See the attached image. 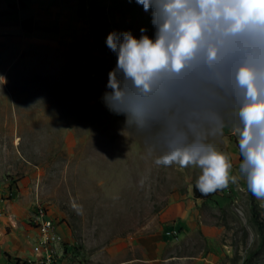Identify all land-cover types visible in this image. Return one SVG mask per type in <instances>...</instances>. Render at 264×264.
I'll use <instances>...</instances> for the list:
<instances>
[{
  "label": "rangeland",
  "instance_id": "obj_1",
  "mask_svg": "<svg viewBox=\"0 0 264 264\" xmlns=\"http://www.w3.org/2000/svg\"><path fill=\"white\" fill-rule=\"evenodd\" d=\"M58 1V18L65 19L54 34L40 30L26 45L0 48V218L9 219L4 236L24 234L18 246L0 248V264H9L6 255L13 264H38L29 218L39 209L62 231L64 256L69 251L88 262L160 225L168 205L188 195L196 214L211 219L229 264H264V201L243 181L216 190L213 201H197L199 169L155 165L124 135L126 118L102 100L116 64L107 35L131 31L139 38L144 28L151 38L150 12L136 0ZM235 143L225 130L218 145L234 166Z\"/></svg>",
  "mask_w": 264,
  "mask_h": 264
},
{
  "label": "clouds",
  "instance_id": "obj_2",
  "mask_svg": "<svg viewBox=\"0 0 264 264\" xmlns=\"http://www.w3.org/2000/svg\"><path fill=\"white\" fill-rule=\"evenodd\" d=\"M154 34L109 33L102 100L157 166H194L203 195L243 181L264 201V0H136ZM2 80V78H0ZM235 138L234 166L220 150Z\"/></svg>",
  "mask_w": 264,
  "mask_h": 264
},
{
  "label": "crops",
  "instance_id": "obj_3",
  "mask_svg": "<svg viewBox=\"0 0 264 264\" xmlns=\"http://www.w3.org/2000/svg\"><path fill=\"white\" fill-rule=\"evenodd\" d=\"M62 7L58 0H0V48L10 44L26 45L29 37L46 31L54 34L63 25ZM51 13V14H50ZM57 17V18H55ZM60 19V20H59ZM44 27L42 28V26ZM189 195L170 203L159 218L160 225L144 228L135 238L114 242L110 247L90 255L84 262L69 251L64 264H229L230 253L218 246L215 232L208 224L211 219L196 214V202ZM200 201V200H197ZM203 202V201H202ZM9 219L0 218V248L7 243L20 244L23 233L4 236ZM176 230L177 235L168 233ZM14 234V235H13ZM62 234V231H61ZM17 241V242H16ZM7 246V247H6Z\"/></svg>",
  "mask_w": 264,
  "mask_h": 264
},
{
  "label": "built area",
  "instance_id": "obj_4",
  "mask_svg": "<svg viewBox=\"0 0 264 264\" xmlns=\"http://www.w3.org/2000/svg\"><path fill=\"white\" fill-rule=\"evenodd\" d=\"M13 218V215H9ZM29 226L33 227L36 234V244L33 246L32 251L36 254H42L38 264H63L60 260L64 256V242L65 239L57 230V223L54 219L49 218L47 212L43 209H39L38 212L32 214L29 218ZM169 236L177 235V231L174 230L168 233ZM62 249V253H59V249ZM32 264L33 262L30 261Z\"/></svg>",
  "mask_w": 264,
  "mask_h": 264
},
{
  "label": "trees",
  "instance_id": "obj_5",
  "mask_svg": "<svg viewBox=\"0 0 264 264\" xmlns=\"http://www.w3.org/2000/svg\"><path fill=\"white\" fill-rule=\"evenodd\" d=\"M235 149H236V152H237V155H238V151H237V148H236V143H235ZM239 157V156H238ZM213 192L212 193H209L207 195H203L201 194L195 187H194V198L196 200H200V201H213ZM216 204H218L217 201H215ZM7 256V260H8V263L9 264H13V262L11 261V258L9 255H6ZM14 264H29V263H26V262H23L21 260H16V262H14ZM32 264V263H30Z\"/></svg>",
  "mask_w": 264,
  "mask_h": 264
}]
</instances>
